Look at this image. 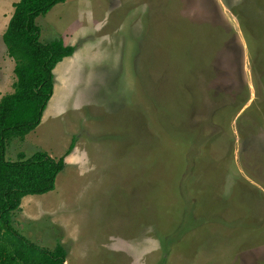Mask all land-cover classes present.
<instances>
[{
	"label": "rangeland",
	"instance_id": "1",
	"mask_svg": "<svg viewBox=\"0 0 264 264\" xmlns=\"http://www.w3.org/2000/svg\"><path fill=\"white\" fill-rule=\"evenodd\" d=\"M14 1L0 0V97ZM36 23L75 49L5 158L59 157L73 140L85 164L37 194L57 216L24 205L14 226L62 238L70 264H264V0H64Z\"/></svg>",
	"mask_w": 264,
	"mask_h": 264
},
{
	"label": "trees",
	"instance_id": "2",
	"mask_svg": "<svg viewBox=\"0 0 264 264\" xmlns=\"http://www.w3.org/2000/svg\"><path fill=\"white\" fill-rule=\"evenodd\" d=\"M64 0H15L2 38L15 61L13 91L0 97V264H63L66 250L60 241L42 246L22 234L13 216L28 193H43L55 186L64 155L51 156L37 149L30 155L5 158L11 137H23L41 119L53 92V68L75 47L60 37L42 42L36 17ZM245 88V84H243ZM247 90H244V92ZM73 145V140L66 153Z\"/></svg>",
	"mask_w": 264,
	"mask_h": 264
},
{
	"label": "crops",
	"instance_id": "3",
	"mask_svg": "<svg viewBox=\"0 0 264 264\" xmlns=\"http://www.w3.org/2000/svg\"><path fill=\"white\" fill-rule=\"evenodd\" d=\"M24 137V136H23ZM72 142V141H71ZM71 144V143H70ZM70 146V145H69ZM80 148H79V144L78 143H73V145H72V147L70 148V150L68 151V153H65L64 154V161H65V164H64V166L66 165V164H68V163H70V164H74V165H76V166H80V171H82V169H81V166H83L85 163H84V160L82 161V159L80 158L79 159V161H77L76 159H73V155H74V153L76 152V151H78ZM47 151V150H46ZM60 151V150H59ZM48 152V151H47ZM49 153V152H48ZM59 153V152H58ZM82 153H84V151L82 152ZM50 154V153H49ZM51 155V154H50ZM51 156H53V155H51ZM61 156V155H60ZM55 157V156H54ZM58 157V156H57ZM81 160V161H80ZM64 168V167H63ZM56 184V183H55ZM53 191V190H52ZM55 191V190H54ZM45 193V192H44ZM49 193H51V191H49L48 193H46L45 194V196H50L51 194H49ZM31 194H33V195H31ZM37 194H40V193H28V194H25V195H23L22 196V198H21V200H20V207L19 208H21V207H24V205H25V207L26 206H28V205H32L33 206V204H35L36 205V207H44L46 210H53L52 212L57 216V213L60 211V209H61V207H62V204H59V202H57V201H54L53 200V202H51L48 206H44L43 205V202L40 200V199H42V198H36V197H39ZM48 200V197H47V199L45 200V201H47ZM48 202V201H47ZM58 204V205H57ZM24 207V208H25ZM67 212V213H66ZM26 214L27 215H29V211L26 209ZM65 214L66 215H70L69 214V210L68 209H65L64 210V216H65ZM32 215H34V211L32 212ZM65 219H71V218H69V217H64ZM13 219H14V216H13ZM56 220H59L58 219V217H56L55 218V221ZM14 223V222H13ZM62 223V225H63V231H64V229H66L67 230V232H68V234H69V237H75V236H73L72 235V229L70 228V227H73L74 228V226L69 222V221H65V223H63V222H61ZM17 228V227H16ZM30 233V232H29ZM29 238V237H28ZM32 240V239H31ZM32 241H34V240H32ZM34 242H39L38 241V239H37V237H35V241ZM62 244H63V246H64V248H65V250H66V256H65V261H64V263L63 264H70L71 263V255H70V253H69V250H68V245L66 246L63 242H62V238H61V241H60ZM54 243H55V241H54ZM50 243H48V245H49ZM44 246V245H43ZM68 252V253H67Z\"/></svg>",
	"mask_w": 264,
	"mask_h": 264
}]
</instances>
